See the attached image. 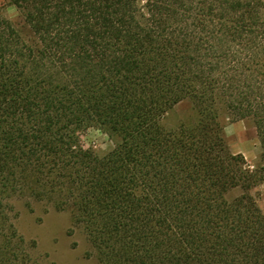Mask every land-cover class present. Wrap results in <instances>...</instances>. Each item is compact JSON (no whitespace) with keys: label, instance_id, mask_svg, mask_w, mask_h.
Here are the masks:
<instances>
[{"label":"trees","instance_id":"1","mask_svg":"<svg viewBox=\"0 0 264 264\" xmlns=\"http://www.w3.org/2000/svg\"><path fill=\"white\" fill-rule=\"evenodd\" d=\"M2 3L18 23L0 20V264H25L14 196L68 210L99 264H264V213L246 193L264 168L230 153L219 122L222 110L252 117L264 146V85L239 77L264 69L257 2ZM241 46L252 67L225 64ZM183 99L195 123L165 129ZM90 129L108 152L80 143Z\"/></svg>","mask_w":264,"mask_h":264},{"label":"rangeland","instance_id":"2","mask_svg":"<svg viewBox=\"0 0 264 264\" xmlns=\"http://www.w3.org/2000/svg\"><path fill=\"white\" fill-rule=\"evenodd\" d=\"M248 1L240 0L242 9L237 6L238 10L247 12L250 9L247 6ZM254 1L257 2L256 7L260 16H264V0ZM245 3L247 4L245 5ZM199 13L201 14V12ZM200 14L198 16L201 20H210V16ZM0 20L18 23L16 9L13 6L3 5L2 0H0ZM248 22L251 23V19L245 20V23ZM195 24L198 25L197 22ZM227 26L230 27L231 25ZM257 26L261 27L260 24L255 27ZM223 29L227 28L224 27ZM231 33L230 30L224 31V34L228 36L225 35L226 38L223 39V42L229 45H238L236 40L232 39ZM241 47L244 50H241L240 55L234 59L227 58L225 64L233 65L235 59H238L237 61H240L241 65L244 63L246 66L250 63L247 59L252 54V50ZM239 75V77L251 81V84L261 83L264 85L263 68L253 66L249 71L242 68ZM249 75L250 79H247ZM230 81L232 80L227 78V84ZM243 87L240 83L237 90L242 91ZM196 119L197 114L191 101L183 99L165 114L161 120V125L165 129H175L180 125L190 126L195 123ZM219 122L230 153L241 155L245 161V167L250 171L264 168V146L257 135L254 119L249 116L238 117V115L229 114L222 110ZM80 143L98 154L108 152L113 146L112 140L95 129L86 131L80 137ZM258 176H263V179L252 185L246 193L256 201L264 213V173ZM242 193V190L235 188L230 190L226 197L232 199ZM10 203L13 208L11 221L17 230L16 242L19 244L20 252L25 256V264H99L87 241L86 234L81 227L72 223L68 210L57 209L53 207L52 203L25 196H14L10 199Z\"/></svg>","mask_w":264,"mask_h":264}]
</instances>
